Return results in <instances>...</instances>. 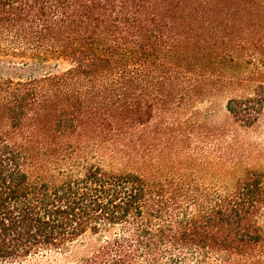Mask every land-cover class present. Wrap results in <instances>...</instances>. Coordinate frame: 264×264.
Listing matches in <instances>:
<instances>
[{
	"label": "trees",
	"instance_id": "16d2710c",
	"mask_svg": "<svg viewBox=\"0 0 264 264\" xmlns=\"http://www.w3.org/2000/svg\"><path fill=\"white\" fill-rule=\"evenodd\" d=\"M197 16L216 25L199 41L181 39L175 22ZM215 46L242 49L236 62L255 61L251 76L262 81L226 104L250 125L264 108V0H0V55L69 63L0 80V264L48 252L63 258L36 263L264 264L263 171L212 193L98 165L57 182L30 171L53 155L56 138L118 117L131 123L140 87L152 83L166 96L186 72L185 49L211 48L214 59ZM87 238L76 256L71 246Z\"/></svg>",
	"mask_w": 264,
	"mask_h": 264
},
{
	"label": "rangeland",
	"instance_id": "374dc122",
	"mask_svg": "<svg viewBox=\"0 0 264 264\" xmlns=\"http://www.w3.org/2000/svg\"><path fill=\"white\" fill-rule=\"evenodd\" d=\"M215 25L199 16L175 22L181 39L196 41L208 36ZM210 49H185L186 72L178 83L166 87V96H155L152 83L140 87L143 94H138L141 102L131 123L125 122L127 116L118 117V123L105 122L103 128L98 123L84 125L72 135L53 140L49 144L53 155L42 157L30 168L32 176L57 182L98 165L113 173L139 174L148 184L164 189L212 193L232 190L249 169L264 172V108L250 125L236 120L226 108L229 98L250 94L262 81L251 76L255 61L236 62L243 50L222 46L216 47L211 59ZM68 66L64 59L43 61L4 54L0 55V80L38 78ZM31 123L27 128L33 127ZM90 240L75 242L70 250L76 256L83 254V242ZM46 258L60 261L63 254L36 255L25 264Z\"/></svg>",
	"mask_w": 264,
	"mask_h": 264
}]
</instances>
